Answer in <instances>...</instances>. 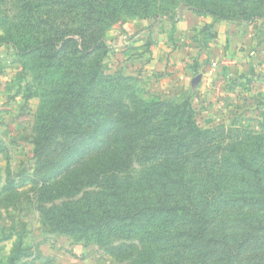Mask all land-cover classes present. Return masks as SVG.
Here are the masks:
<instances>
[{
	"label": "trees",
	"instance_id": "16d2710c",
	"mask_svg": "<svg viewBox=\"0 0 264 264\" xmlns=\"http://www.w3.org/2000/svg\"><path fill=\"white\" fill-rule=\"evenodd\" d=\"M163 1L182 3L193 13L213 20L255 22L260 24L259 30L264 29V16L230 17L229 13L246 11L249 0H14L20 27L14 40H4L2 44L19 56L36 55L46 61L40 63L42 81L61 85L49 93L51 111L38 126L40 137L33 148L38 170L54 166V171H61L60 178L76 173L71 181L73 194L87 183L99 182L105 199L109 198L110 204L80 212L86 217L80 216L78 221L74 220L78 210L66 205L64 218L76 224L71 229H80L102 243L112 235L126 234L129 251L124 250L126 246L121 247V241L116 252L121 260L133 257L131 240L135 231L149 233V244L164 246L176 239L189 240L190 253L198 255V260L193 257L191 263L208 264L207 254L213 252L209 250L233 249L228 247L224 234L221 236L223 229L217 223L218 199L222 196L255 205L254 199L264 204V141L255 144L256 152L249 148L246 153L219 158L231 163L233 172L208 170V179L200 183L196 173L187 169L190 159L195 158L189 152L203 144L206 148L213 146L215 137L213 130L202 129L195 122L191 100L180 105L172 100L143 101L138 106L150 108L140 112L138 107V112L150 115L138 119L130 110L119 119L104 114L107 106L115 105L118 95H124L122 83L130 80L119 74L105 75L101 69L107 50L105 26L126 17H145L156 3ZM32 25L36 34L29 37L25 29ZM95 56L98 59L92 62ZM57 59L67 64L58 78L53 74V61ZM158 116L167 120L165 137L158 143L160 152L154 149L156 142L137 136ZM74 124L79 128L73 130ZM55 154L61 155L58 161ZM87 155L90 156L86 158ZM137 160L149 170L135 178L130 166ZM235 170L240 171L243 181L219 186L217 180L231 179ZM83 198L88 201L90 197L84 194ZM259 237L264 238L263 219L242 228L237 248L240 252L250 251V243Z\"/></svg>",
	"mask_w": 264,
	"mask_h": 264
},
{
	"label": "rangeland",
	"instance_id": "374dc122",
	"mask_svg": "<svg viewBox=\"0 0 264 264\" xmlns=\"http://www.w3.org/2000/svg\"><path fill=\"white\" fill-rule=\"evenodd\" d=\"M178 4L158 2L145 17H126L105 26L104 42L107 50L101 60V69L105 75L119 74L130 77V80L122 83L124 95H118L115 105L107 106L104 114L119 119L130 110L134 111L138 119L139 116L150 115L138 112V107L140 112L150 108L138 106L143 101L172 100L173 104L180 105L191 100L195 108V122L202 129L213 130L215 137L213 146L206 148V144H203L189 152L190 155L194 153L195 158L191 156L193 159H190L187 169L190 173L195 172L201 183L208 179V170L233 172L232 164L222 162L219 158L231 157L234 153L239 155L242 151L246 153L249 148L256 152L255 144L264 141V81L256 82L237 75L225 86L223 95L218 97L211 94L210 98L200 101L196 93L184 87L183 81L169 78V69L145 68L151 60L149 44L139 50L134 45V38L124 50L113 46L114 39L122 31L123 22L155 15L157 20L176 19L179 10H189L182 3ZM17 6L14 0H0V264H192L193 257L198 260V255L190 253L189 240L176 239L174 243L164 246L157 242L149 244L150 235L144 231H135L132 236L133 257L121 260L116 252L121 241L124 243L121 247L129 241L126 234L112 235L102 243L80 229H71L76 224L71 223L70 218H64L66 205L78 210L74 218L78 221L80 216L86 217L80 212L94 211L95 206L107 202L110 204V201L102 194L99 182L87 183L80 187L79 193L73 194L71 181L75 179L76 173L69 172L60 178L61 171H54V166L45 171L38 170L33 155L34 142L40 137L38 126L45 120V115L50 114L49 93L60 89L61 85L59 82L53 84V81H42L40 63L46 61L36 55L19 56L11 47L2 44L4 40H14L16 30L20 27L15 18ZM245 9L229 15L264 16V0H249ZM33 26L25 29L29 37L36 34ZM210 32L208 28L201 33V39L207 36L209 39L212 35ZM69 35L75 37L72 32ZM97 59V56L93 57L92 62ZM53 63L56 64L53 74L58 78L64 73L61 70L67 64L60 59ZM167 66L170 65L167 63ZM134 96L136 99H133ZM166 123V119L158 116L137 136L156 142L153 143L156 146L154 149L160 152L158 143L165 137ZM72 128L76 130L79 127L74 124ZM153 128L155 131H152ZM62 132L59 131V138ZM180 151H184V148ZM60 157V154H55L56 161ZM130 169L135 178L149 170L146 164L138 160ZM242 181L240 171L235 170L231 179L221 178L217 183L220 182L219 186H230ZM84 194L90 197L88 201L83 198ZM226 198L221 196L216 202L219 212L217 223L223 229L221 236L224 234L229 242L228 247L233 249L209 250L213 252L207 254L208 264H264L263 237L250 243V251L243 249L240 252L237 248L242 228L251 221L264 220V204L254 199L252 202L255 205H249L244 201ZM124 250L129 251L127 246Z\"/></svg>",
	"mask_w": 264,
	"mask_h": 264
},
{
	"label": "crops",
	"instance_id": "0c3cea01",
	"mask_svg": "<svg viewBox=\"0 0 264 264\" xmlns=\"http://www.w3.org/2000/svg\"><path fill=\"white\" fill-rule=\"evenodd\" d=\"M176 16L127 20L113 46L124 50L134 38L139 50L149 44L151 60L145 68L169 69V78L183 81L200 101L211 94L223 95L225 86L237 75L264 81V29L259 30V23L213 22L210 16L187 9L179 10ZM208 28L213 38L201 39L200 34ZM167 63L170 66L165 67Z\"/></svg>",
	"mask_w": 264,
	"mask_h": 264
}]
</instances>
